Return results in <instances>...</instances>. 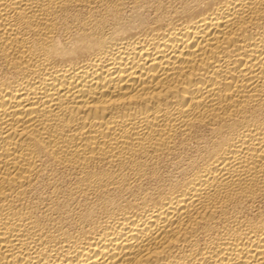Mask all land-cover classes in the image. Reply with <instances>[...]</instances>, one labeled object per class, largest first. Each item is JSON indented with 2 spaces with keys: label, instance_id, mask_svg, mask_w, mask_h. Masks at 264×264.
Here are the masks:
<instances>
[{
  "label": "bare ground",
  "instance_id": "obj_1",
  "mask_svg": "<svg viewBox=\"0 0 264 264\" xmlns=\"http://www.w3.org/2000/svg\"><path fill=\"white\" fill-rule=\"evenodd\" d=\"M0 264H264V0H0Z\"/></svg>",
  "mask_w": 264,
  "mask_h": 264
}]
</instances>
